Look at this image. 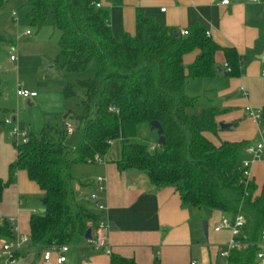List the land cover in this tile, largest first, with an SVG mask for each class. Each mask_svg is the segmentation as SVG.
<instances>
[{"label":"trees","instance_id":"1","mask_svg":"<svg viewBox=\"0 0 264 264\" xmlns=\"http://www.w3.org/2000/svg\"><path fill=\"white\" fill-rule=\"evenodd\" d=\"M6 1L0 0V11ZM107 1L111 6L123 2ZM23 2L31 26L59 31V51L53 60L56 68L80 73L90 61L97 63L94 79L79 82L84 97L78 103L80 113L72 117L83 127L78 148L67 151L61 138L64 132L58 130L38 137L29 134L27 143L15 147L17 156L8 167V179H0V202L19 170L48 198L44 211L30 216L31 244L77 246L90 228L87 223L102 220L93 212L94 205L75 192L70 172L73 164L92 165L95 157H101L119 173H143L156 189L175 188L183 206L232 215L241 212L252 224V235L247 247L229 251L227 264H258L255 256L264 232V186L259 196H254L252 183L247 196L238 186L242 174L239 154L247 144L211 143L204 134L217 133V118L224 110L199 107L198 100L186 93L188 79L216 73L219 53L230 67L228 75H238L240 57L235 49L218 46L197 24L187 36H176L177 31L157 25L142 12L136 14L134 35L123 34L116 40L109 8L101 0ZM12 43L0 30V45ZM196 49L201 54L185 68L183 56ZM64 93L74 96L72 86ZM153 121L163 129V145H158L156 131L151 130ZM141 132L154 135V141L140 137ZM226 191H232L234 197H227ZM11 236V224L3 221L0 237ZM111 263L127 261L111 257Z\"/></svg>","mask_w":264,"mask_h":264},{"label":"crops","instance_id":"2","mask_svg":"<svg viewBox=\"0 0 264 264\" xmlns=\"http://www.w3.org/2000/svg\"><path fill=\"white\" fill-rule=\"evenodd\" d=\"M223 1L123 0L122 5L111 6L107 0H101V5L109 8L110 27L116 40L123 34L134 35L136 14L142 12L157 25L172 28L180 35L181 32H189L193 25H200L215 44L234 48L240 57L238 75H228L227 63L219 53L216 55L215 74L189 80L198 83L205 106L224 110L217 123L232 125L226 130L219 128L215 134L219 144L211 141V133H205V137L216 146L222 142L246 145L261 140L259 132L264 128V76H261L264 70V2L228 0V4L224 5ZM162 9L165 11L161 12ZM200 54V50L196 49L184 55L185 68L193 64ZM187 90L188 82L186 93ZM246 107L260 112L258 123L249 120ZM16 156L15 149L11 154L0 155V179H8V167ZM245 158L242 149L239 165ZM19 172L14 174V178ZM98 176L106 180L105 193L99 196L103 211L99 212L89 201L90 194L95 190V180L82 188V193L75 192L82 198L83 191L89 189L86 199L94 205L93 212L99 214L107 225L111 254L90 249L83 238L77 246L70 247L64 264H113L111 257L126 260L124 264H227V257L221 256V249L227 248L231 232H215L214 227L223 218L232 220L234 215L183 206L175 188L156 189L143 173L136 170L119 173L115 165L105 158L100 163ZM250 180L255 189L254 196H259L264 186V149L262 157L251 167ZM22 181L29 187L33 183L27 176L23 180L14 179L3 192L0 202V225L3 221L11 224L10 239L16 234L29 236L30 216L43 210V205L39 212L23 205L20 199ZM41 194L44 198L42 191ZM204 222L206 232L203 230ZM92 225L87 223L90 228ZM251 235L240 239L247 241ZM10 239L0 237V249ZM42 252L43 247L30 244L12 264H46L42 260Z\"/></svg>","mask_w":264,"mask_h":264},{"label":"rangeland","instance_id":"3","mask_svg":"<svg viewBox=\"0 0 264 264\" xmlns=\"http://www.w3.org/2000/svg\"><path fill=\"white\" fill-rule=\"evenodd\" d=\"M12 13L16 15L12 17ZM27 15L28 8L23 0H7L0 11V30L13 39L12 44L0 45V155L11 154L12 149L22 144L21 138L9 137L11 126L5 125V121H10L19 130H26L37 137L44 132L56 130L64 132L61 135L63 144L67 151H74L83 139V127L72 119L75 114L80 113L78 103L84 97V90L79 86V82L94 79L97 63L95 60L90 61L85 71L80 73H68L56 68L53 60L59 51V31L52 27L38 30L31 26ZM26 31L31 35L25 36ZM11 55L15 58L13 62L9 60ZM187 82V94L198 100L199 107H204L206 104L198 83L189 79ZM68 85L73 88L72 97L64 93ZM19 89L36 94L35 98L29 100L30 106H27V100L16 95ZM67 122L74 125L71 134L65 133ZM140 137L154 141V135H146L145 132H141ZM210 139L214 144H219L220 140L215 134H211ZM99 168L100 163L73 164L71 167L73 189L82 193V188L91 180L100 177ZM19 171L18 177L14 179L26 178V173ZM31 184L32 187H29L21 182L20 199L25 207L39 212L43 196L38 187L34 183ZM88 193L89 189L84 190L81 197L86 199ZM225 195L234 197L232 191H226ZM251 232L252 224L246 219L240 237L247 238ZM221 252H228V249L222 248Z\"/></svg>","mask_w":264,"mask_h":264},{"label":"built area","instance_id":"4","mask_svg":"<svg viewBox=\"0 0 264 264\" xmlns=\"http://www.w3.org/2000/svg\"><path fill=\"white\" fill-rule=\"evenodd\" d=\"M228 0H224L222 4L227 5ZM100 7V4L96 5ZM162 9L161 12H164ZM16 14L12 13V17ZM29 31L25 32V36H30ZM182 36H187L188 32H181ZM9 60L11 62L15 61L14 56H10ZM225 68L230 72V67L225 64ZM261 76H264V70L261 72ZM16 95L24 100H32L36 97L34 92H28L26 90L19 89ZM245 112L249 120L256 124L261 119L260 112H255L252 108L246 107ZM5 125H10L9 137L10 138H21L22 144L27 143L29 133L26 130H19L17 126L12 125V122L5 121ZM74 131V125L67 122L65 124V133L71 134ZM259 135L261 140L249 143L243 148V152L246 158L241 162L240 167L242 170L241 178L238 181V186L243 191V196H247L248 189L251 184V167L253 163L262 157L264 149V128L260 130ZM103 158L95 157V163H101ZM106 190V180L103 177H98L95 179V190L89 196V201L95 204V208L101 212L104 207L99 202V196L105 193ZM246 217L241 212L234 214L232 220L228 218H223L215 227L214 231L219 232L222 230H229L231 232V240L227 245L228 252L221 253V256L228 257L229 251L233 249H243L248 246L247 241H243L240 238L241 230L245 225ZM91 239L86 240L87 246L94 251H102L107 255L111 254V246L107 239V225L102 220H97L93 223L91 228ZM31 244L30 237L28 235L16 234L12 239L4 242L0 249V255L2 257V264H12L16 256L27 246ZM258 251L255 256V260L258 264H264V232L262 233L261 241L257 244ZM70 246L68 245H57L51 244L47 247H43L42 260L44 263L48 264L54 262L55 264H64L67 260L66 254ZM194 264V263H191Z\"/></svg>","mask_w":264,"mask_h":264},{"label":"water","instance_id":"5","mask_svg":"<svg viewBox=\"0 0 264 264\" xmlns=\"http://www.w3.org/2000/svg\"><path fill=\"white\" fill-rule=\"evenodd\" d=\"M175 35L179 36L180 34L177 32ZM27 106H30V104H27ZM231 126H232L231 124L218 123V127L220 129H223V130L229 129ZM151 130L156 131V135L158 137V140H157L158 145H163L165 140L163 138V129L160 126V124L156 121L151 122ZM47 201H48V198L44 197L41 199V204L44 205V204H46ZM43 211L44 210H42L41 212H43ZM203 230H204V232H206V223L205 222L203 223ZM91 232H92L91 228H88L83 238L85 240L91 239Z\"/></svg>","mask_w":264,"mask_h":264}]
</instances>
